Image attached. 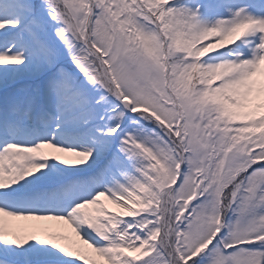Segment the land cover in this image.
Masks as SVG:
<instances>
[{"label": "snow or ice", "instance_id": "obj_1", "mask_svg": "<svg viewBox=\"0 0 264 264\" xmlns=\"http://www.w3.org/2000/svg\"><path fill=\"white\" fill-rule=\"evenodd\" d=\"M0 264H264V0H0Z\"/></svg>", "mask_w": 264, "mask_h": 264}]
</instances>
